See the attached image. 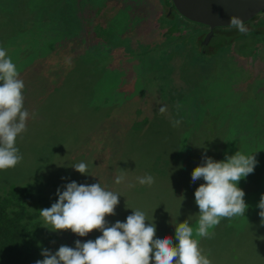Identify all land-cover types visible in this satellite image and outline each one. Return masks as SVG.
Wrapping results in <instances>:
<instances>
[{
	"label": "rangeland",
	"instance_id": "374dc122",
	"mask_svg": "<svg viewBox=\"0 0 264 264\" xmlns=\"http://www.w3.org/2000/svg\"><path fill=\"white\" fill-rule=\"evenodd\" d=\"M170 5L0 0V48L24 81L30 113L16 139L23 159L0 170V193L42 179L48 188L39 191L54 199L73 181L100 182L120 195L115 215L106 217L109 225L141 210L155 221L157 238H175V226L191 217L211 264H264L258 208L264 195V15L254 23L260 33L214 40L203 52L205 28L171 13ZM238 151L258 160L238 184L245 215L222 218L210 237H197L195 191L205 181L193 182L192 173L205 154L224 161ZM80 162L89 175L72 167ZM120 174L125 179L116 184ZM146 175L154 178L151 185L139 183ZM54 235L52 253L62 245L75 248L77 240L95 241L102 232Z\"/></svg>",
	"mask_w": 264,
	"mask_h": 264
},
{
	"label": "clouds",
	"instance_id": "9594fccd",
	"mask_svg": "<svg viewBox=\"0 0 264 264\" xmlns=\"http://www.w3.org/2000/svg\"><path fill=\"white\" fill-rule=\"evenodd\" d=\"M229 28L241 34L248 32L247 24L239 17L230 18ZM25 84L12 59L4 48H0V170L14 168L23 159L16 147L17 137L25 132L30 113L25 109L23 91ZM161 113L166 111L160 109ZM176 123H179L177 121ZM258 165L256 155L238 151L225 155L224 161H215L205 154L204 162L194 169L192 181H205L195 191V201L200 210L195 236L210 237V229L219 225L222 218L243 216L248 208L245 192L239 182L254 172ZM77 172L89 175L88 166L80 162L72 166ZM125 179L123 174L115 178L116 184ZM140 184L151 185V175L138 177ZM58 201L50 208L39 211L46 224L57 232L71 230L80 237L99 230L102 235L95 241L81 243L75 248L62 245L55 253L42 249L43 260L36 264H211L194 238L190 218L175 226V238L156 237L155 221L150 222L145 211L135 210L126 222L117 221L109 225L107 216L115 215L120 195L103 187L101 183L91 185H66V190H57ZM258 208L264 222V195ZM150 222V223H149ZM174 241H178L175 243Z\"/></svg>",
	"mask_w": 264,
	"mask_h": 264
},
{
	"label": "trees",
	"instance_id": "16d2710c",
	"mask_svg": "<svg viewBox=\"0 0 264 264\" xmlns=\"http://www.w3.org/2000/svg\"><path fill=\"white\" fill-rule=\"evenodd\" d=\"M255 22H251L253 31L249 35L260 33L254 28ZM99 33L96 31L94 35L101 37ZM45 183L40 179L37 185L36 182L21 187L12 184L1 190L0 264H36L37 260L44 259L42 249H50V242L56 238L55 231L39 211L50 208L58 197L42 195L39 189L44 186L46 191L48 184Z\"/></svg>",
	"mask_w": 264,
	"mask_h": 264
},
{
	"label": "water",
	"instance_id": "95a60500",
	"mask_svg": "<svg viewBox=\"0 0 264 264\" xmlns=\"http://www.w3.org/2000/svg\"><path fill=\"white\" fill-rule=\"evenodd\" d=\"M170 2L171 13H176L188 22L209 29L200 37V47L203 52L214 40L226 41L228 38V41H231L230 36H247L253 31L250 28L251 22L264 15V0H170ZM232 16L241 18L247 24L249 30L246 34H241L239 31L226 33L227 30H236L229 28ZM177 30L178 28L175 27V31Z\"/></svg>",
	"mask_w": 264,
	"mask_h": 264
},
{
	"label": "flooded vegetation",
	"instance_id": "af4514ba",
	"mask_svg": "<svg viewBox=\"0 0 264 264\" xmlns=\"http://www.w3.org/2000/svg\"><path fill=\"white\" fill-rule=\"evenodd\" d=\"M197 26H199V25H197ZM201 28L203 27V28H205L202 32H201V34H206L207 32H208V28H206V27H204V26H200Z\"/></svg>",
	"mask_w": 264,
	"mask_h": 264
}]
</instances>
